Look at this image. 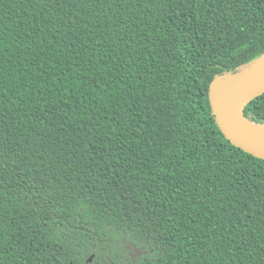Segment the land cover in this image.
Returning a JSON list of instances; mask_svg holds the SVG:
<instances>
[{
    "label": "trees",
    "instance_id": "16d2710c",
    "mask_svg": "<svg viewBox=\"0 0 264 264\" xmlns=\"http://www.w3.org/2000/svg\"><path fill=\"white\" fill-rule=\"evenodd\" d=\"M263 54L264 0H0V264H264L208 96Z\"/></svg>",
    "mask_w": 264,
    "mask_h": 264
},
{
    "label": "water",
    "instance_id": "95a60500",
    "mask_svg": "<svg viewBox=\"0 0 264 264\" xmlns=\"http://www.w3.org/2000/svg\"><path fill=\"white\" fill-rule=\"evenodd\" d=\"M264 93V54L245 64L239 71L216 76L209 85V101L218 128L230 143L264 159V124L249 120L245 106ZM130 248L129 245H126ZM141 253L137 247L130 252ZM90 255L88 262L92 261Z\"/></svg>",
    "mask_w": 264,
    "mask_h": 264
}]
</instances>
